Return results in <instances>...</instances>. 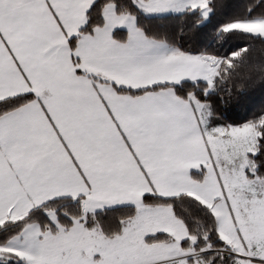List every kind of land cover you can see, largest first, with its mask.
I'll return each instance as SVG.
<instances>
[{
	"label": "snow or ice",
	"instance_id": "6c2138e0",
	"mask_svg": "<svg viewBox=\"0 0 264 264\" xmlns=\"http://www.w3.org/2000/svg\"><path fill=\"white\" fill-rule=\"evenodd\" d=\"M0 264H264V0H0Z\"/></svg>",
	"mask_w": 264,
	"mask_h": 264
},
{
	"label": "trees",
	"instance_id": "16d2710c",
	"mask_svg": "<svg viewBox=\"0 0 264 264\" xmlns=\"http://www.w3.org/2000/svg\"><path fill=\"white\" fill-rule=\"evenodd\" d=\"M260 99H261V97H260L259 93L257 92V93L255 94V102H256V103H259V102H260Z\"/></svg>",
	"mask_w": 264,
	"mask_h": 264
}]
</instances>
